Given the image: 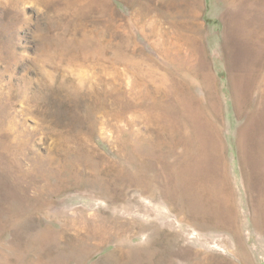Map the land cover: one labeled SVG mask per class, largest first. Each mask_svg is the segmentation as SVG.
Listing matches in <instances>:
<instances>
[{
	"label": "rangeland",
	"instance_id": "obj_1",
	"mask_svg": "<svg viewBox=\"0 0 264 264\" xmlns=\"http://www.w3.org/2000/svg\"><path fill=\"white\" fill-rule=\"evenodd\" d=\"M261 106L264 0H0V264L91 232L77 264H264L238 135ZM208 125L220 161L199 186L225 181L230 226L169 176Z\"/></svg>",
	"mask_w": 264,
	"mask_h": 264
},
{
	"label": "bare ground",
	"instance_id": "obj_2",
	"mask_svg": "<svg viewBox=\"0 0 264 264\" xmlns=\"http://www.w3.org/2000/svg\"><path fill=\"white\" fill-rule=\"evenodd\" d=\"M239 59H241V56ZM241 63L242 62H240L239 67H242L244 70L245 64L243 63L241 65ZM241 80L242 69L239 68L237 81L234 82L236 96L239 99L242 98L239 87ZM255 117L257 118L256 122L254 121ZM254 118L251 125L246 130H239L238 135L239 140L240 138L242 139L244 137V134L247 135L249 142L248 147H242L241 149L247 162L251 186L253 191L255 190L256 196H258V201L262 203V199L264 198V106L258 107L254 111ZM205 135L206 136L201 134L197 139V143L191 145L184 136V143L181 146V150L176 155L175 162L169 165V176L175 186L180 185L179 187L184 188L193 204L199 206L205 205L206 198H210L211 201L214 197L220 200L219 203L213 205L212 208L208 210L209 217L217 223H225L230 226L233 221L226 219L227 211H230L231 219H233V215L229 206L231 203L229 204L227 202L228 197H226V193H224V185L226 184L225 181L220 180L216 182V186L213 189L214 194L211 197H207L201 191V189H205V186L203 188L199 186V180L202 179V176L214 175L217 172L218 163L220 161L219 155L216 153L215 148L209 143V139H212L216 136L215 129L208 125L205 130ZM174 147L175 146H172L170 150L173 151ZM178 191L181 193L180 190ZM228 200H230V198ZM38 233V235L37 233L35 234L36 239H38L40 243H48L51 241L49 232L42 231V233ZM105 240L106 236L104 235H99L92 232L87 233L83 238L71 245L68 249L57 252V254L55 256H51V258L49 256L44 257V263L69 264L71 261H74L77 264L83 253H85L87 250L91 251L98 248L102 243L105 242ZM31 241L32 237L30 239V242ZM37 244L39 245V243ZM30 248H32L31 245ZM121 254L125 256V250H122ZM102 260L112 262V258L109 256H106ZM23 264L42 263L41 260H30L23 261Z\"/></svg>",
	"mask_w": 264,
	"mask_h": 264
}]
</instances>
